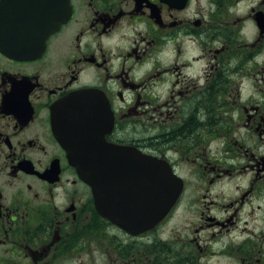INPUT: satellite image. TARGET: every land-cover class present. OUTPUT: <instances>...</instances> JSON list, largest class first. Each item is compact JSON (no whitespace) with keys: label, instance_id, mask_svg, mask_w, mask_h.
Instances as JSON below:
<instances>
[{"label":"flooded vegetation","instance_id":"obj_1","mask_svg":"<svg viewBox=\"0 0 264 264\" xmlns=\"http://www.w3.org/2000/svg\"><path fill=\"white\" fill-rule=\"evenodd\" d=\"M68 1L22 56L1 28L19 0H0V264H264V0ZM62 104L94 172L138 188L123 171L154 158L181 179L161 221L109 220L124 191L70 165Z\"/></svg>","mask_w":264,"mask_h":264},{"label":"water","instance_id":"obj_2","mask_svg":"<svg viewBox=\"0 0 264 264\" xmlns=\"http://www.w3.org/2000/svg\"><path fill=\"white\" fill-rule=\"evenodd\" d=\"M16 7L15 12H9L10 20L15 24H1V28L4 29L5 38H15L11 44L15 45V52L22 56L39 55L44 50L48 37L57 31L70 15L68 0H19ZM79 99H82L81 93L72 94L65 102L75 104L72 101L78 102ZM64 105L60 106L62 113L57 129L60 132L58 127L60 126L65 130L60 132L62 138H59V141L68 153L70 165L76 167L80 178L92 188L94 184L100 183L112 188L113 183L117 182L115 189L124 191L116 193L124 202L114 203L117 210L121 208L124 210L123 214H119L122 218L108 216L109 220L128 231L149 229L161 221L175 203L181 190V181L173 174L168 164L154 158L135 161L129 156L133 159V170L127 169L123 172H133V176H138L139 182H145V185L140 183L138 188L136 187L138 182L134 178L127 179L124 184H119L122 181L115 180V174L122 173L121 170L108 169L106 173L98 169L94 172L93 155H80L78 151L80 146L77 107ZM109 122L111 125L112 120ZM101 138V142L104 143L103 137ZM82 148L88 149V146L83 145ZM110 158L112 159L111 156ZM83 159L85 167L82 164Z\"/></svg>","mask_w":264,"mask_h":264}]
</instances>
